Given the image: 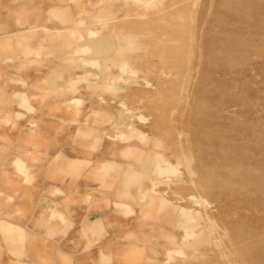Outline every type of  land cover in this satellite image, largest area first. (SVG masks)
I'll use <instances>...</instances> for the list:
<instances>
[{"label": "rangeland", "instance_id": "obj_1", "mask_svg": "<svg viewBox=\"0 0 264 264\" xmlns=\"http://www.w3.org/2000/svg\"><path fill=\"white\" fill-rule=\"evenodd\" d=\"M0 264H264V0H0Z\"/></svg>", "mask_w": 264, "mask_h": 264}, {"label": "crops", "instance_id": "obj_2", "mask_svg": "<svg viewBox=\"0 0 264 264\" xmlns=\"http://www.w3.org/2000/svg\"><path fill=\"white\" fill-rule=\"evenodd\" d=\"M101 44H103V43H101ZM100 228H101V222H100V220L91 221V222L87 223V225L85 227V229L87 231L91 232V233H94V232L98 231ZM174 252H176V253H182L181 250H176Z\"/></svg>", "mask_w": 264, "mask_h": 264}]
</instances>
